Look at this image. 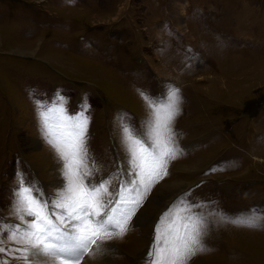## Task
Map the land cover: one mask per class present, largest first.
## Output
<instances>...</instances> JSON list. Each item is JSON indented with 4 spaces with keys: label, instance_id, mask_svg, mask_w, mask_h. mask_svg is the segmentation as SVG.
Returning a JSON list of instances; mask_svg holds the SVG:
<instances>
[{
    "label": "rangeland",
    "instance_id": "obj_1",
    "mask_svg": "<svg viewBox=\"0 0 264 264\" xmlns=\"http://www.w3.org/2000/svg\"><path fill=\"white\" fill-rule=\"evenodd\" d=\"M171 88L179 155L98 258L149 264L156 222L183 199L204 218V248L187 264H264V0H0V226L20 224L21 180L47 201L65 183L37 99L59 93L69 115L88 106L92 179L119 194L133 179L121 118L142 128L141 93ZM243 216L256 226L230 222Z\"/></svg>",
    "mask_w": 264,
    "mask_h": 264
},
{
    "label": "snow or ice",
    "instance_id": "obj_2",
    "mask_svg": "<svg viewBox=\"0 0 264 264\" xmlns=\"http://www.w3.org/2000/svg\"><path fill=\"white\" fill-rule=\"evenodd\" d=\"M141 95L150 109L145 125L137 129L124 117L120 121L133 179L119 194L110 191L108 180L92 179L94 162H90L87 148L88 106L69 115L66 100L59 93L50 104L37 99L41 126L62 161L65 183L55 200L47 201L21 180L15 208L20 224L15 228L0 226V253H19L15 258L21 264H55L57 260L60 264H81L85 253L104 255L108 246L103 242L130 229L145 197L167 175L169 161L179 155L172 128L179 113V90L171 88L163 97ZM195 207L181 199L162 213L154 226L147 254L149 264H187L203 250L204 218L192 211ZM257 219L243 216L230 222L252 227ZM5 238L13 244H6Z\"/></svg>",
    "mask_w": 264,
    "mask_h": 264
},
{
    "label": "bare ground",
    "instance_id": "obj_3",
    "mask_svg": "<svg viewBox=\"0 0 264 264\" xmlns=\"http://www.w3.org/2000/svg\"><path fill=\"white\" fill-rule=\"evenodd\" d=\"M17 52H19V51H17ZM52 60V59H51ZM161 186V185H160ZM164 186H166V184L164 185ZM169 190L170 189H172L171 188V186H169V187H167ZM159 189V188H158ZM154 205V204H153ZM149 208V207H148ZM86 254V253H85ZM85 256V255H84ZM83 256V257H84ZM89 257V256H88ZM91 257H92V259L94 260L93 262H92V264H111L110 262H107L106 260H104V259H102V258H98V257H101V256H98V255H96V254H91ZM46 259V258H45ZM91 259V260H92ZM86 262V261H85ZM87 263V262H86ZM55 264H60V261L59 260H57L56 262H55ZM91 264V263H90Z\"/></svg>",
    "mask_w": 264,
    "mask_h": 264
}]
</instances>
